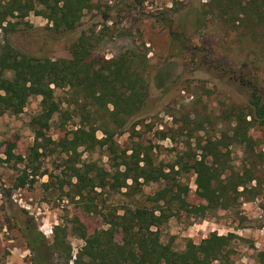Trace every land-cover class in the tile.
<instances>
[{"label": "rangeland", "instance_id": "374dc122", "mask_svg": "<svg viewBox=\"0 0 264 264\" xmlns=\"http://www.w3.org/2000/svg\"><path fill=\"white\" fill-rule=\"evenodd\" d=\"M133 1L137 0H92L93 9L84 12L73 31L56 32L48 19L31 13L25 19H12L17 29L8 37L20 51L42 58H71V47L83 33L93 38V56L97 58L111 59L129 51L147 56L149 95L142 113L116 138L121 148L129 149L134 142L150 146L156 164H167L190 146L196 149L200 140L205 146L210 141L222 156L230 152L235 173L245 176V147L227 146L230 141L223 136L232 134L238 109L256 111L252 96L259 99L258 106L264 105V26L245 36L241 28L209 13L210 0H145L139 5ZM200 13L203 21L197 23ZM165 18L173 21L172 30ZM3 39L0 29V43ZM56 95L60 101L65 93L57 90ZM41 100L33 96L20 115L0 116V157L7 158L10 143L14 144V154L23 158L0 166V264H31L33 254L26 239L29 230L42 233L50 245L55 228L77 217L88 235L81 233L79 225H70L67 241L73 264L86 238L105 228L101 216L85 214L69 199L70 182L75 180L66 166L97 163L109 169L106 153L80 148L77 154H67L59 148L57 144L78 122L76 118L63 119L61 113L54 116L49 129L41 130L44 141L39 140L44 147H39L38 153L33 151L35 128L39 126L32 122L41 113ZM137 122L140 125L133 131ZM97 135L103 137L101 132ZM163 135L168 137L162 139ZM249 136L258 145L256 152L264 151V126H254ZM257 169L255 179L244 177L246 185L234 192L237 209L219 210L206 219L172 218L161 228L163 241L173 239L177 249L183 250L187 239L199 244L211 233L233 236L235 264H264V167ZM26 170L30 175L27 184L16 187ZM182 179L190 186V203L207 207L208 202L197 195L194 172H184ZM161 187L158 183L145 185V196ZM97 191L101 193L98 201L105 200L103 208L132 202L120 194L113 196L109 188ZM145 196H141L142 201ZM44 253L49 257L48 248ZM65 262L61 256L53 261Z\"/></svg>", "mask_w": 264, "mask_h": 264}, {"label": "trees", "instance_id": "16d2710c", "mask_svg": "<svg viewBox=\"0 0 264 264\" xmlns=\"http://www.w3.org/2000/svg\"><path fill=\"white\" fill-rule=\"evenodd\" d=\"M144 1L133 3L139 5ZM207 6L211 15L241 28L245 36L264 26V0H210ZM93 7L92 0L0 1V29L4 34L0 43V116L20 115L31 97L40 96L41 113L32 122L39 126L35 128L33 151L38 153V148L44 147L39 140L44 141L41 130L49 129L54 116L61 113L63 119L76 118L78 122L76 129L57 144L59 148L67 154H77L80 148L87 152L101 149L109 160V169L97 163L66 166L68 175L75 180L70 182L69 199L85 214L101 216L105 225L86 238L73 264H235L233 236L224 238L211 233L199 244L187 239L184 249L179 250L173 239L163 241L161 228L172 218L206 219L219 210L237 209L238 196L234 192L246 185L244 177L250 175L248 179L253 181V172L258 171V166L264 167V151L256 152L258 145L249 136L254 126H264V105L258 106L259 99L252 96L256 111L244 113L238 109L232 134L223 136L230 141L227 146L245 147L248 157L243 177L235 173L231 153L222 156L210 141L205 146L200 140L196 149L190 146L167 164H156L150 146L134 142L133 147L122 149L116 138L126 133L129 121L142 113L149 95V83L145 80L147 56L129 51L111 59L97 58L93 56V38L83 33L71 47V58H42L20 51L8 37L17 29V22L12 19H25L31 13L48 19L56 32L73 31L80 25L84 12ZM163 21L172 30L173 21ZM201 21L200 13L196 22ZM57 90L65 93L60 101ZM138 125L140 122L133 131ZM98 132L103 134L102 138ZM167 137L163 135L162 139ZM5 155L6 159L0 157V166L13 158L23 161L22 156L14 154V144L9 143ZM191 170L196 175L197 195L208 202L207 207L189 201L190 186L182 175ZM25 173L16 187L27 184L30 175L28 170ZM152 183L162 187L145 196L143 187ZM107 188L113 196L120 194L132 202L103 208L105 200L98 201L101 193L97 190ZM141 196L146 200L142 201ZM71 224L79 225L81 233L88 235L77 217L55 228L50 245L42 233L30 229L26 239L33 254L31 264H54L58 256L70 264L73 258L67 231ZM45 247L49 257L44 253Z\"/></svg>", "mask_w": 264, "mask_h": 264}]
</instances>
